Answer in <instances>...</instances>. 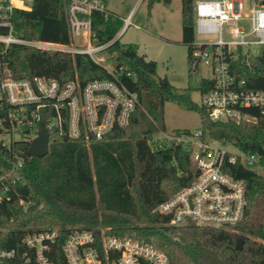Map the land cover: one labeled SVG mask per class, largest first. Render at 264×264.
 <instances>
[{"label":"trees","instance_id":"trees-1","mask_svg":"<svg viewBox=\"0 0 264 264\" xmlns=\"http://www.w3.org/2000/svg\"><path fill=\"white\" fill-rule=\"evenodd\" d=\"M171 1L148 0V5L151 8L156 2ZM194 5L195 0H181L182 41L188 46L190 69L197 68L191 61ZM12 21L13 33L20 38L71 43L64 0H34L30 9H16ZM122 25V19L110 9L94 13L93 42L110 41ZM0 32L7 33V29L0 28ZM103 54L105 62L112 63L118 80L139 95L129 124L115 126L89 145L50 129L49 152L44 156L28 154L35 138L31 134H25L12 148L5 147L0 139V169L9 165L8 157L15 149L22 150L25 157L22 178L12 184L11 199L0 204V247L19 249L28 232L56 227L60 239L51 259L54 264H67L63 239L76 226L102 220L106 233L152 243L168 255L170 264H264V173L260 168L239 164L231 169L236 177L244 179L247 198L244 218L234 227L173 225L169 216L156 208L191 182L196 163L191 150L180 144L156 148L151 143L155 134L166 130L164 107L172 101L199 113L205 135L257 153L264 166V115L257 108H248L246 111L256 116L254 120H215L204 105L192 99L193 87L181 89L166 76H158L157 61L140 54L135 43L116 38ZM228 60L249 87L264 89V47L258 55H247L239 47L228 54ZM0 61L14 76L42 74L68 80L78 75L82 84L114 77L85 53H53L23 43L7 46L0 42ZM213 85L211 78H204L198 89L205 91ZM10 107L0 99V121ZM182 130L190 131H174ZM96 232L100 235V229ZM240 236L245 239L241 249L237 248Z\"/></svg>","mask_w":264,"mask_h":264},{"label":"built area","instance_id":"built-area-1","mask_svg":"<svg viewBox=\"0 0 264 264\" xmlns=\"http://www.w3.org/2000/svg\"><path fill=\"white\" fill-rule=\"evenodd\" d=\"M33 1L0 0V28L7 29V33L0 32V42L7 46L23 43L41 49L53 43L26 40L13 33L14 11L30 9ZM64 2L71 43L75 37H82L87 45L66 48V44L55 43V46L60 45L58 49L69 53L89 55L114 77L82 84L77 75L62 80L42 74L7 75L1 71L0 99L13 106L0 121V139L5 147L12 148L19 140L14 138L16 135L20 139L25 134L36 137L44 121L48 122L49 130L64 133L71 139H83L89 145L92 140L104 138L115 126L128 125L139 105L138 93L119 81L116 72L105 64L103 51L122 32L108 42H93V15L108 11L105 0ZM194 10L195 33L217 35L213 41H195L191 51L194 67L198 68L204 61L213 71L210 78L214 85L201 91V104L215 120H254L256 116L248 113V108H257L264 115V89L249 87L246 78L238 77L228 60V54L239 47L253 44L264 47V3L252 0L248 7L244 0H196ZM129 22L127 17L125 25ZM226 25L231 39L224 37ZM246 54L250 55L248 51ZM6 134L12 135L10 142L3 138ZM158 134L154 147L165 148L176 143L190 149L197 172L190 183L162 201L157 211L169 216L173 225L232 228L240 223L247 203L246 183L231 169L240 164L259 167L264 173L260 156L238 146L240 151L234 152L227 147L234 143L210 138L202 129L196 133L162 130ZM21 152L15 149L8 157L9 165L0 169V204L11 199L12 184L22 178L25 157ZM96 230L99 229L75 228L63 239L62 251L67 264H170L168 255L152 243L108 234L101 229L98 235ZM58 232L56 227L34 229L22 238L21 248L0 247V264H54L51 256L60 239Z\"/></svg>","mask_w":264,"mask_h":264},{"label":"rangeland","instance_id":"rangeland-1","mask_svg":"<svg viewBox=\"0 0 264 264\" xmlns=\"http://www.w3.org/2000/svg\"><path fill=\"white\" fill-rule=\"evenodd\" d=\"M244 1L248 7L252 4V0ZM105 3L114 16L123 19L124 23L127 17L130 19L118 38L122 42L135 43L140 54H145L148 58L156 60L158 76H166L172 84L181 89L193 87L192 99L201 104V91L198 89L199 82L204 78L212 77L213 71L211 65L206 64L204 61L200 63L198 68L190 69L188 46L182 41L181 0H172L170 4L156 2L151 8H149L148 0H105ZM246 27L249 28L248 23H246ZM224 29L225 39H231L232 37L227 32L229 26L226 25ZM216 37V34L195 33L196 42L213 41ZM72 45L86 46L87 41L82 37H75L73 43L66 44L64 47L69 48ZM59 46L52 43L41 50H49L53 53L57 51L69 52L58 49ZM262 48L260 45L253 44L241 49L244 53L248 51L250 55H258ZM0 63L2 73L7 75L14 73L6 68L7 65L4 61H0ZM110 63L105 62L109 69H113L112 63ZM164 121L168 132H173L179 128H187L192 133H196L202 128L201 118L197 111L187 110L172 101H167L165 104ZM158 135L155 134L152 137L151 143L154 142L155 137L158 138ZM20 137L19 135L14 136L15 139H20ZM3 138L6 142H10L12 135L6 134L3 135ZM213 143L218 144L216 141ZM227 147L237 153L240 151L235 145H228ZM76 227L105 231L107 226L101 220L100 222Z\"/></svg>","mask_w":264,"mask_h":264},{"label":"water","instance_id":"water-1","mask_svg":"<svg viewBox=\"0 0 264 264\" xmlns=\"http://www.w3.org/2000/svg\"><path fill=\"white\" fill-rule=\"evenodd\" d=\"M50 146V130L46 126L45 122H41L38 129V135L32 140L28 148L29 155L44 156L49 152ZM191 176L192 173L188 172ZM244 238L239 237L237 240V248L243 247Z\"/></svg>","mask_w":264,"mask_h":264},{"label":"crops","instance_id":"crops-1","mask_svg":"<svg viewBox=\"0 0 264 264\" xmlns=\"http://www.w3.org/2000/svg\"><path fill=\"white\" fill-rule=\"evenodd\" d=\"M128 16H129V15H128ZM122 21H123V25H122V27L119 29V31L117 32L116 36H118V35L123 31V29H124V27H125L124 20L122 19Z\"/></svg>","mask_w":264,"mask_h":264}]
</instances>
